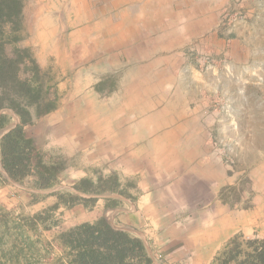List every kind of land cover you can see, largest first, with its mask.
I'll use <instances>...</instances> for the list:
<instances>
[{"label": "crops", "instance_id": "obj_1", "mask_svg": "<svg viewBox=\"0 0 264 264\" xmlns=\"http://www.w3.org/2000/svg\"><path fill=\"white\" fill-rule=\"evenodd\" d=\"M124 1L26 0V44L75 70L83 53L93 63L77 73L81 81L90 76L108 86V95L99 93L102 127L86 126L94 110H71V147L66 135L52 145L75 151L83 135L85 156L109 176L83 171L71 187L79 199L69 207L48 198L57 209H71V230L104 222L142 238L155 264H213L237 233L264 239V101L258 95L264 77L250 69V79L231 77L220 69L226 61L236 72L249 68L246 23L237 19L231 32H220L227 3L217 0ZM63 33L69 42L61 41ZM191 49L211 56L218 72L200 71ZM206 94L226 107L211 105L204 113ZM110 177L115 191L93 206L85 202L93 196L74 189L82 179ZM232 189L243 191L240 201Z\"/></svg>", "mask_w": 264, "mask_h": 264}, {"label": "trees", "instance_id": "obj_2", "mask_svg": "<svg viewBox=\"0 0 264 264\" xmlns=\"http://www.w3.org/2000/svg\"><path fill=\"white\" fill-rule=\"evenodd\" d=\"M25 7L26 0H0V131L10 126L14 116L19 120L0 139V160L11 181L31 183L41 192L59 187L67 167L60 161H47L43 150L49 135L45 118L59 109L60 97L49 72L41 68L34 50L25 45L30 38ZM3 182L12 184L0 171V185ZM102 182L82 179L74 189L93 196L85 199L87 206H93L99 196L115 191L113 177ZM230 191L234 200L240 201L243 191ZM29 194L35 202L45 196ZM46 197H56L67 207L79 199L64 190H55ZM63 243L66 250L60 261L65 264H155L142 238L104 222L71 230ZM213 264H264V239L237 233Z\"/></svg>", "mask_w": 264, "mask_h": 264}, {"label": "rangeland", "instance_id": "obj_3", "mask_svg": "<svg viewBox=\"0 0 264 264\" xmlns=\"http://www.w3.org/2000/svg\"><path fill=\"white\" fill-rule=\"evenodd\" d=\"M165 1L166 0H160L161 3ZM130 2H132V0L124 1L125 4ZM216 2L218 5L220 4L221 7H225L227 3L225 8H221V11H225V13L221 16L218 30L225 33L231 32L235 21L241 19L246 23L245 36L251 48V60L247 64L249 67L246 69L247 71L241 69L236 72L227 61L222 63L220 69L222 68L224 72L231 77L241 76L250 79V72L252 76L255 77L259 75H256V73L261 72L262 74L260 75L264 77V0H217ZM123 19H126L125 22L128 23L129 19L132 21L130 15H125ZM110 22L112 25L115 23L112 21ZM61 23L66 25L64 20L61 21ZM29 39L27 41H29ZM60 39L64 43L71 40V38L66 37L65 33H63ZM27 41L25 45L34 50L39 65L49 72L53 83L57 85L60 97L59 109H63L62 112L64 114V116L60 118L59 123L52 121L56 119L57 122L58 120V118L54 117L55 115L51 117L56 111L51 113L50 117L45 118L47 124L45 130L47 129L49 131V135L46 137L43 150L47 154V161H60L67 167L62 173V184L53 190L71 192V187L76 182L75 178H78L85 170L98 178L109 176L107 167L101 166L98 162H95V158L88 155L87 151L86 155L91 157L92 164L89 162V157L85 156L82 146L85 145L87 138L83 135H81L82 138L79 139L81 149L77 148L75 151L71 149L68 150L66 144L61 148H55L52 145L54 140L56 141L59 137H65L66 135L67 143H69L68 140H70L69 144L71 147V139L67 138L73 135L71 129L74 127V124L72 123L73 121H71L73 119L71 110H94V113L96 112L95 116L87 119L86 126H93L95 128L102 127L101 120L104 119L99 117V111H97V109L100 107L101 100L104 98L103 95H108L106 92L108 86H100V88L97 89V85H95L96 79L92 81L90 76L84 77L85 79L81 81V74L77 73L79 71L81 73L87 72L89 69L88 67L93 63L89 57L83 55V53L78 55L76 59V61H78L79 58L82 57L81 62L77 63L80 67L79 69L75 70L72 67H60L53 57L41 55L37 50V46L27 45ZM95 41L96 42L93 43H99V39ZM191 46L193 45H189L187 49ZM205 54L206 53H202V56H206ZM83 56H85L86 59ZM200 61L201 62L198 63L199 66L197 65V67H200V71L218 72L215 60H212L210 64H206L205 67L201 65L205 63L202 60ZM85 66H87L86 69L83 68ZM95 76L97 77L98 74H95L94 77ZM263 84L264 81L262 83V91L260 90L261 94L258 92V95L264 101ZM101 90H104L103 95L99 94L102 92ZM204 99L205 100L201 102L203 108L205 106L204 113L210 110L211 105L216 108V110L226 107V104L221 99L212 98L209 94H206ZM74 118L76 119V117ZM108 120L111 121L110 118ZM15 124L16 123L11 122L8 129ZM53 133H55V136H53ZM94 136L95 133H92V138ZM48 143L50 146L47 147ZM61 157L64 159L61 160ZM16 185H9L4 182L0 185V264H65L64 262L61 263L60 259H64L66 250L63 241L66 235L71 231L73 223L75 222L73 218H71V209H54L53 199L46 197L50 191L39 192L28 182H26V184L16 183ZM29 193H39L45 196L39 197L38 201L35 202ZM112 204L114 205V203H109V205ZM20 225H24L23 230L20 229Z\"/></svg>", "mask_w": 264, "mask_h": 264}, {"label": "built area", "instance_id": "obj_4", "mask_svg": "<svg viewBox=\"0 0 264 264\" xmlns=\"http://www.w3.org/2000/svg\"><path fill=\"white\" fill-rule=\"evenodd\" d=\"M192 52H191V58L193 57V59H195L197 65L199 66V62H201L200 60H202L205 64H201L203 67L206 66V64H210L212 63V58L209 56V55H206V56H202V55H196L195 54V50L194 49H191ZM194 50V51H193Z\"/></svg>", "mask_w": 264, "mask_h": 264}, {"label": "water", "instance_id": "obj_5", "mask_svg": "<svg viewBox=\"0 0 264 264\" xmlns=\"http://www.w3.org/2000/svg\"><path fill=\"white\" fill-rule=\"evenodd\" d=\"M8 129H4L3 131L0 132V139L4 136L5 133H7ZM0 171L3 174V176L9 180L12 184L16 185V183H14L13 181H11L6 173V171L3 169V167L0 164ZM17 186V185H16Z\"/></svg>", "mask_w": 264, "mask_h": 264}]
</instances>
